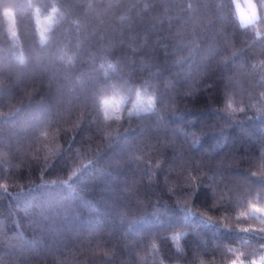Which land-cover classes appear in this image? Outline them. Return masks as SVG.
I'll use <instances>...</instances> for the list:
<instances>
[{"label":"trees","instance_id":"trees-1","mask_svg":"<svg viewBox=\"0 0 264 264\" xmlns=\"http://www.w3.org/2000/svg\"><path fill=\"white\" fill-rule=\"evenodd\" d=\"M0 0V264H264V3Z\"/></svg>","mask_w":264,"mask_h":264},{"label":"rangeland","instance_id":"rangeland-1","mask_svg":"<svg viewBox=\"0 0 264 264\" xmlns=\"http://www.w3.org/2000/svg\"><path fill=\"white\" fill-rule=\"evenodd\" d=\"M234 4H235V8H236V13H237V5H239L240 9L243 10L245 13H250V9H249V4H252L255 6V11H256V18L252 20L251 23H248V24H252L254 22H256L259 17H260V11H259V8H258V4L255 0H234ZM240 21H241V18H240V15L237 13Z\"/></svg>","mask_w":264,"mask_h":264},{"label":"snow or ice","instance_id":"snow-or-ice-1","mask_svg":"<svg viewBox=\"0 0 264 264\" xmlns=\"http://www.w3.org/2000/svg\"><path fill=\"white\" fill-rule=\"evenodd\" d=\"M262 3H264V0H262ZM249 9L251 10L250 13H245L240 9L239 5H237V13L240 15L242 25L251 23L252 20L256 18L255 6L249 4Z\"/></svg>","mask_w":264,"mask_h":264}]
</instances>
